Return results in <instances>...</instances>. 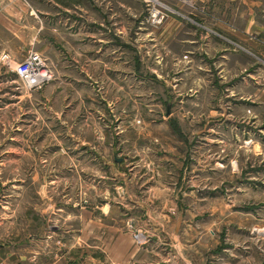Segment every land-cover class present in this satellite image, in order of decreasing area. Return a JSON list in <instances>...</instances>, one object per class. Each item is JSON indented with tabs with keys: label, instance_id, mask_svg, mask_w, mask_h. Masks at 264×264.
Returning <instances> with one entry per match:
<instances>
[{
	"label": "rangeland",
	"instance_id": "1",
	"mask_svg": "<svg viewBox=\"0 0 264 264\" xmlns=\"http://www.w3.org/2000/svg\"><path fill=\"white\" fill-rule=\"evenodd\" d=\"M13 1L0 53L36 51L53 78L23 91L0 64V264L29 257L10 260L13 242L88 264L89 218L150 264H264V124L224 96L264 71V0Z\"/></svg>",
	"mask_w": 264,
	"mask_h": 264
},
{
	"label": "crops",
	"instance_id": "2",
	"mask_svg": "<svg viewBox=\"0 0 264 264\" xmlns=\"http://www.w3.org/2000/svg\"><path fill=\"white\" fill-rule=\"evenodd\" d=\"M12 2L14 1L12 0ZM16 4H17L16 1L12 4L13 7H15L13 8V11L16 10ZM53 4L54 6L51 10L44 9L42 11L43 14H45L46 16L45 19L47 24L51 23L52 20H54V16L60 13L61 7L55 3ZM5 5L7 6L6 8L10 7V2H8ZM57 21H58V17H57ZM56 29H57L56 25L53 24L51 27V31L56 32L57 31ZM27 52H25L20 57L12 55L8 52L6 53L17 61L20 60ZM222 52L223 53L220 55L221 60L218 65L217 74L218 77L221 79L219 82L226 83V80L228 78H235L237 76L238 73L237 71H239V67H238L239 62L235 61V58H233L235 57L233 53L231 52L224 53L226 52L225 48H223ZM227 58L230 59H228L227 61ZM231 59H232V63L229 64ZM255 70L256 72L249 73L250 79L246 77L242 78V80L238 81L234 86L229 88L230 90L228 91L229 93H227L228 95L225 94L224 96L232 97L237 100L244 99L249 101L251 107L250 109L252 110L251 111V116H252L251 119L253 120L252 122L261 125L264 124V71H262V69L260 68H256ZM219 107L223 109L222 105H219ZM240 110H241L240 107L237 108L235 107L233 113L236 114ZM220 114H222V112ZM113 230L114 229L112 226L105 224L102 225L101 223L96 224V221L95 222L92 221L91 218H89L88 220L81 221L76 242L78 240V246L80 247L82 246V244H84L85 247L89 248L88 254L90 261L88 262V264H97V261L93 258V256H91L95 254V250L97 248L99 249L102 248L101 249L102 252H105L103 249L107 251L113 250L114 252H116V250L119 249V252L115 254L120 256L119 261L122 263L125 262L127 264H150V262H143L142 257L148 256L146 255V253L150 254L151 251H152L151 254H154L153 249H145L146 248L145 247L144 249H141L143 253H140L137 250H133V248L130 249L129 244L128 243L124 244V242H122L118 237H116V235H114L115 231ZM1 248L4 249L7 247H4L2 244H0V249ZM9 250H10L9 255L11 257L10 260H13L14 258L16 262H21L17 259L18 257L16 256L17 253H19V251L24 252V254L27 253L29 257L25 258V262L23 264H65L63 261L64 260L63 255L59 256L58 252H56L57 254L55 255V258L52 259V261L44 262L42 261L43 258L39 254L37 255L36 251L31 250L29 245H25V244L22 245V244H18L17 242H13ZM84 250L87 249L84 248Z\"/></svg>",
	"mask_w": 264,
	"mask_h": 264
},
{
	"label": "built area",
	"instance_id": "3",
	"mask_svg": "<svg viewBox=\"0 0 264 264\" xmlns=\"http://www.w3.org/2000/svg\"><path fill=\"white\" fill-rule=\"evenodd\" d=\"M151 17L156 21L160 18L156 13H153ZM0 64L13 73L23 91L39 89L53 78L52 70L45 58L36 51H28L17 61L6 52H1Z\"/></svg>",
	"mask_w": 264,
	"mask_h": 264
},
{
	"label": "water",
	"instance_id": "4",
	"mask_svg": "<svg viewBox=\"0 0 264 264\" xmlns=\"http://www.w3.org/2000/svg\"><path fill=\"white\" fill-rule=\"evenodd\" d=\"M168 113H169V111H168V109H166L165 115H168Z\"/></svg>",
	"mask_w": 264,
	"mask_h": 264
}]
</instances>
